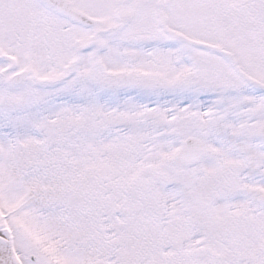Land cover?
Returning a JSON list of instances; mask_svg holds the SVG:
<instances>
[{
	"label": "snow or ice",
	"instance_id": "6c2138e0",
	"mask_svg": "<svg viewBox=\"0 0 264 264\" xmlns=\"http://www.w3.org/2000/svg\"><path fill=\"white\" fill-rule=\"evenodd\" d=\"M0 264H264V0H0Z\"/></svg>",
	"mask_w": 264,
	"mask_h": 264
}]
</instances>
